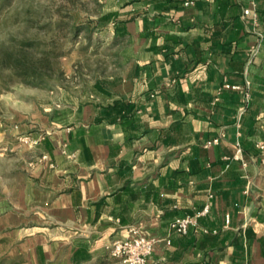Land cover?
I'll list each match as a JSON object with an SVG mask.
<instances>
[{"label":"crops","instance_id":"1","mask_svg":"<svg viewBox=\"0 0 264 264\" xmlns=\"http://www.w3.org/2000/svg\"><path fill=\"white\" fill-rule=\"evenodd\" d=\"M119 6L121 73L57 105L35 148L26 262L103 264L136 227L163 239L146 264H264V0ZM208 201L196 228L168 232Z\"/></svg>","mask_w":264,"mask_h":264},{"label":"rangeland","instance_id":"2","mask_svg":"<svg viewBox=\"0 0 264 264\" xmlns=\"http://www.w3.org/2000/svg\"><path fill=\"white\" fill-rule=\"evenodd\" d=\"M119 2L0 0V264H28L22 236L42 220L24 192L56 106L96 97L121 73L130 44L117 35ZM105 252L103 264H129Z\"/></svg>","mask_w":264,"mask_h":264},{"label":"built area","instance_id":"3","mask_svg":"<svg viewBox=\"0 0 264 264\" xmlns=\"http://www.w3.org/2000/svg\"><path fill=\"white\" fill-rule=\"evenodd\" d=\"M189 5L188 3L185 4ZM244 15H249V11L245 10ZM228 88V86L226 87ZM235 89V88H234ZM246 103L248 102V95L245 96ZM217 141L212 142L216 144ZM237 153H240L238 148ZM43 161L47 160V156H41ZM212 199V196H208V200ZM210 209V202L208 201L201 211L195 212L193 215H187L182 218L174 219L168 226V232L170 234L185 235L189 228H196L198 226V220L206 217ZM229 218L225 217V225H228ZM216 232H213L215 234ZM163 239L148 236L141 233V231L133 227L129 230V236L123 240H116L106 245L105 250L112 256L121 259L125 263L129 264H146L148 258L152 255L155 247L162 242ZM166 244L169 241L166 240Z\"/></svg>","mask_w":264,"mask_h":264},{"label":"trees","instance_id":"4","mask_svg":"<svg viewBox=\"0 0 264 264\" xmlns=\"http://www.w3.org/2000/svg\"><path fill=\"white\" fill-rule=\"evenodd\" d=\"M3 1H6V0H3ZM125 23H126L125 21L118 20V21H116V27H118L120 25H124ZM17 65H16V67L23 71L22 75H24V76L30 75V77H36L37 76L36 72H35V68L33 66L27 65L25 63L21 64L20 62H18ZM25 83H27V82H25Z\"/></svg>","mask_w":264,"mask_h":264}]
</instances>
